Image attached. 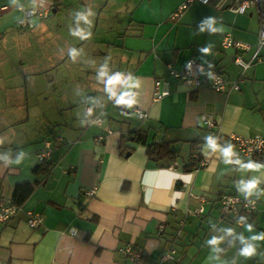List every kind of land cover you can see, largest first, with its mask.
I'll list each match as a JSON object with an SVG mask.
<instances>
[{
    "label": "crops",
    "instance_id": "crops-1",
    "mask_svg": "<svg viewBox=\"0 0 264 264\" xmlns=\"http://www.w3.org/2000/svg\"><path fill=\"white\" fill-rule=\"evenodd\" d=\"M184 1L0 0V9L7 7L0 14V201H12L17 185L40 181L17 216L0 222V264H136L121 253L128 246L144 253L141 264H264V240L252 239L264 236V162L241 157L230 139L264 138V62L243 70L234 63L236 49L222 47L230 35L254 49L259 18L255 10L233 12L231 0H214L195 1L173 19ZM50 4L35 27L19 28L29 10ZM191 57L240 89L192 90L178 82L167 66L181 70ZM117 75L122 82L109 90ZM159 78L170 93L156 101ZM125 94L145 119L117 103ZM87 104L94 115L103 112L102 127L91 122ZM130 133L145 135L146 143L127 142L121 153L119 142ZM48 141L52 165L37 175ZM159 141L179 151L169 167L148 159L147 148ZM198 155L207 166L185 170ZM252 181L259 190L249 195L244 186ZM225 195L257 199L253 219L241 226L224 217ZM30 212L43 219L36 228L28 225ZM212 239L222 241L218 248ZM249 244L257 255L240 256ZM171 247L175 260L163 262Z\"/></svg>",
    "mask_w": 264,
    "mask_h": 264
},
{
    "label": "built area",
    "instance_id": "built-area-1",
    "mask_svg": "<svg viewBox=\"0 0 264 264\" xmlns=\"http://www.w3.org/2000/svg\"><path fill=\"white\" fill-rule=\"evenodd\" d=\"M46 1V0H41ZM195 1H199L203 4H211L214 0H185L173 13V19L180 18L183 13L188 9L189 5ZM53 4H50L46 11H39L36 9H31L27 13V19L20 24L21 28H33L36 26L37 22L45 19L48 14L52 11ZM231 10L238 14H246L250 10H255L259 18V32H258V43L253 46L249 43L242 42L240 40L234 39L230 35H225L222 40V47L224 49L235 48L237 55L234 59V63L247 70L252 65L264 61V0H231ZM7 7H2L0 9V14L6 11ZM252 52L250 59H245L243 57L244 53ZM190 63V68L188 67ZM171 75H173L177 80L187 85L189 88H199L202 86H207L218 92H226L229 89L239 90L240 85L238 82L231 83L222 73L214 67H209L204 65L199 59L192 58L188 61L186 66L182 71H176L171 66H169ZM230 87V88H229ZM169 85L158 80L156 82L154 99L156 101L161 100L163 97L168 95ZM128 98L132 100L131 107L138 114L140 119H145L147 114L139 110L134 105L133 95H128ZM95 107L93 105L87 104L86 111L92 115L91 122L100 127L103 126V112L94 115ZM205 123L209 127L215 126V122L211 119L204 117ZM111 134V130L106 131ZM105 139V135L98 137V142H102ZM231 141L236 145L239 154L245 159H254L259 157L264 152V138L260 135H254L250 137H244L239 135H231ZM53 154L52 142L48 141L45 143V148L41 150L38 154L39 163L42 164L48 161ZM206 163L201 164V168L205 167ZM97 188L94 187L85 192V198L87 202H90L95 194ZM257 211V199H241L235 195H225L221 198V214L224 217H231L233 221H236L239 225L243 226L246 222L253 219ZM19 212V206L14 204L12 201H0V222L7 223L12 221ZM202 212V209L199 210ZM43 222L42 217L37 213H28V225L31 228L38 227ZM121 253L125 256L132 258L136 264H141L144 257V253L138 249L128 246L121 250ZM176 250L174 247L169 248L162 256L163 262H173L175 260Z\"/></svg>",
    "mask_w": 264,
    "mask_h": 264
},
{
    "label": "trees",
    "instance_id": "trees-1",
    "mask_svg": "<svg viewBox=\"0 0 264 264\" xmlns=\"http://www.w3.org/2000/svg\"><path fill=\"white\" fill-rule=\"evenodd\" d=\"M127 142H134V143H146V136L143 134H136V133H130L127 135H123L120 142L119 147L121 153H123L125 150L127 151V148L125 147V144ZM199 143H193L192 149H191V155L194 156L195 153H197V147ZM147 156L148 159L154 163L157 167H169L171 164H173L177 158L179 157V151L173 148V143L167 142V141H159L152 145H150L147 148ZM259 159L260 161L264 162V152L259 157H256L254 159ZM202 159L200 155H198L195 158L190 159L189 165L185 167V170L192 171L197 166L199 161ZM52 163L50 162H44L42 164H39L37 168L35 169V173L37 175H47L50 171ZM40 184V181L37 179L33 183H22L16 186L12 202L16 204L17 206H21L27 198L34 192L36 186Z\"/></svg>",
    "mask_w": 264,
    "mask_h": 264
},
{
    "label": "clouds",
    "instance_id": "clouds-1",
    "mask_svg": "<svg viewBox=\"0 0 264 264\" xmlns=\"http://www.w3.org/2000/svg\"><path fill=\"white\" fill-rule=\"evenodd\" d=\"M211 25V21H209V26ZM200 51L202 52H207L208 49H200ZM188 67L190 68V63L188 65ZM122 81H121V77L119 75L115 76L114 78L110 79L108 81V84H109V90L112 89V86L113 85H117V84H120ZM117 103L119 105H127L129 107H131L132 105V100H130L128 98V94H125L123 97H121ZM213 147H215V145L213 144ZM224 155L226 157H231L233 155V153L231 151H226L224 152ZM20 161H17V163H19ZM248 169H254V168H258L260 167V165H257V164H254V163H249L247 166H246ZM258 185H259V181H252V182H249L247 183L245 186H244V191H246L249 195H252L254 193H256L259 188H258ZM251 230V229H249ZM253 240H264V236H260V235H257V236H253L252 237ZM222 241L219 240V239H212L210 241H208L209 244L213 245V246H216L218 248L219 244L221 243ZM240 256L242 257H245V258H252L253 256L257 255V251H256V248L253 247L252 245H247L245 248H243L241 250V252L239 253Z\"/></svg>",
    "mask_w": 264,
    "mask_h": 264
},
{
    "label": "bare ground",
    "instance_id": "bare-ground-1",
    "mask_svg": "<svg viewBox=\"0 0 264 264\" xmlns=\"http://www.w3.org/2000/svg\"><path fill=\"white\" fill-rule=\"evenodd\" d=\"M27 19V16H26V18L23 20V21H25ZM22 21V22H23ZM21 22V23H22ZM20 23V24H21ZM19 28L20 29H23V28H21L20 27V25H19ZM24 29H26V28H24ZM192 58H196V57H191L190 59H192ZM189 59V60H190ZM196 59H198V58H196ZM188 60V61H189ZM188 61L186 62V64L188 63ZM264 62V61H263ZM259 63H262V62H259ZM186 64L182 67V69L181 70H177L176 68H174V66L172 65V64H169L168 66H167V69H168V71H169V74L171 75V72H170V69H169V66H171L174 70H176V71H182L183 69H184V67L186 66ZM256 64H258V63H256ZM256 64H254V65H256ZM254 65H252V66H254ZM174 79H176L173 75H171ZM158 80H162V81H164V82H166L168 85H169V93H170V84H169V82L168 81H166V80H164V79H157L156 81H155V86H156V82L158 81ZM177 80V79H176ZM178 82H180L179 80H177ZM180 83H182V82H180ZM182 84H184V83H182ZM185 85V84H184ZM155 86H154V91H155ZM185 86H187V85H185ZM188 87V86H187ZM203 87H207V86H202V87H199V88H190V89H192V90H198V89H200V88H203ZM189 88V87H188ZM169 93H168V95H169ZM153 96H154V93H153ZM167 96V95H166ZM165 96V97H166ZM165 97H163V98H165ZM162 98V99H163ZM161 99V100H162ZM159 101V100H158ZM208 119V118H207ZM212 120V119H211ZM202 121H203V123L206 125V127L207 128H209V129H216L217 128V126H218V122L217 121H215V120H213L214 122H215V126H213V127H209L206 123H205V120H204V117L202 118ZM202 163H206V166H207V164H208V162L202 157V159L199 161V163L197 164V166L194 168V171L195 170H201V169H203V168H205V167H203V168H201V164Z\"/></svg>",
    "mask_w": 264,
    "mask_h": 264
}]
</instances>
